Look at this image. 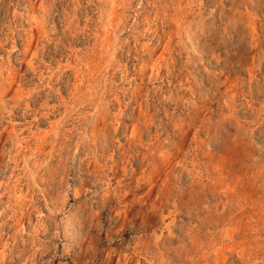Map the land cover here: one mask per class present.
<instances>
[{
  "label": "rangeland",
  "instance_id": "374dc122",
  "mask_svg": "<svg viewBox=\"0 0 264 264\" xmlns=\"http://www.w3.org/2000/svg\"><path fill=\"white\" fill-rule=\"evenodd\" d=\"M0 264H264V0H0Z\"/></svg>",
  "mask_w": 264,
  "mask_h": 264
}]
</instances>
